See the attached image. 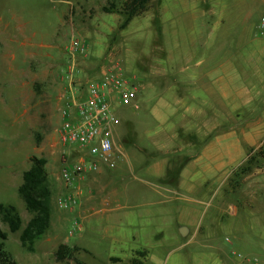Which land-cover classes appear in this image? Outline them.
<instances>
[{
  "label": "rangeland",
  "instance_id": "rangeland-1",
  "mask_svg": "<svg viewBox=\"0 0 264 264\" xmlns=\"http://www.w3.org/2000/svg\"><path fill=\"white\" fill-rule=\"evenodd\" d=\"M109 1L117 9L124 2ZM185 2L187 5L180 7L181 1L150 0L140 14L121 27L124 16L102 11L106 0H0V204L14 206L22 221L14 233L1 220L0 228L6 233L4 249L16 264H264V121L255 123L257 118L247 120L249 127L230 130L232 145L225 144L220 136L229 130L217 129L211 135L202 130L203 150L217 136L219 160L217 175L206 178L203 191L196 194L199 200L191 204L196 211L192 223L199 230L192 239L178 236L174 207L180 206V201L169 204L163 225L154 211L147 219L133 213L132 221L139 232L136 240L115 244L102 234L96 219L94 228L83 226L69 235L71 224L58 226L54 220L53 229L58 227L55 234L49 227L34 242L31 252L20 244V233L30 215L17 188L22 173L29 168L28 158L41 157V150L56 135L63 106L57 95L67 86L69 77L84 84L101 79L108 68L118 66L124 75L146 80L156 68L161 69L163 57L179 58L189 52L195 60L208 52L216 55L218 48L216 56L220 59L239 41L248 40L241 44L243 52L262 42L256 26L264 15V0ZM202 22L207 32L200 35ZM73 44L84 47V51H72ZM22 83L25 85L20 93ZM113 109L120 121L121 136L126 134L127 122L136 133L132 144L123 147L124 152H153L156 148L149 139V124L154 125V121L145 107L115 104ZM142 122H148L146 131ZM258 124L262 126L257 128ZM66 150L71 152L69 147ZM58 168H63L61 162ZM120 178L139 190L132 197L135 211L159 207L145 204L154 198L139 181L148 178L144 172L126 170L117 180ZM181 197L171 194V198ZM55 210L52 204V216ZM182 219L193 221L191 216ZM61 242L79 247L72 259H55ZM246 249L250 254L243 251Z\"/></svg>",
  "mask_w": 264,
  "mask_h": 264
},
{
  "label": "crops",
  "instance_id": "crops-1",
  "mask_svg": "<svg viewBox=\"0 0 264 264\" xmlns=\"http://www.w3.org/2000/svg\"><path fill=\"white\" fill-rule=\"evenodd\" d=\"M175 1H181L180 7L187 5L186 2L182 3L183 0ZM202 25L200 35L207 32L205 24ZM243 42L247 44L248 40L239 41L237 47L225 51L220 59L216 56L219 55L218 48L216 55L208 52V55L195 60H192L188 52L179 58L163 57L161 69L156 68L146 80L142 76H133L140 87L137 101L145 107L154 121V125L149 124V130L152 131L149 139L156 148L151 153L139 149L143 152L126 154L123 147L132 144L131 140L136 133L132 123L127 122L126 134L121 136L119 121L113 136L115 147L120 151L117 167L113 170L101 169L97 173L84 172L85 174L65 183L61 178L62 168H58L60 155L65 149L57 142L56 135H52L48 146L41 150V157L46 160L45 169L51 190L50 230L55 234L58 229L57 226L55 229L52 227L54 220L58 226L60 223L72 226L76 222L80 231L83 226L94 228L96 219V225L102 234L108 235L115 244L136 240L139 232L132 221L133 213L144 219L156 213L163 225L167 222L169 204L181 201L180 206L174 207L178 220L175 222L176 228L180 230L178 236L182 239L197 236L199 230L192 223L196 220V211L194 212L191 204L199 200L196 194L203 191L206 178L217 175L219 160L216 151L217 136L203 150L202 130L206 131L205 135H211L217 129L229 130L220 136L225 144L232 145L234 140L231 129L238 126L249 127L251 124L247 120L253 118H257L255 123L264 121V40L253 44L244 52L241 49ZM199 45L202 48L205 46ZM221 48L227 47L221 45ZM16 75L23 77V74ZM24 85L22 83L18 87L20 93ZM57 96L60 100L69 97L67 87ZM250 114L254 116L248 118ZM141 126L146 131L148 122L146 125L142 122ZM261 126L258 124L256 127ZM126 170L128 173L141 170L147 175V179L139 181L153 193L150 197L154 200L145 204L159 207L135 211L136 204L132 197L139 190L136 191L133 184L125 183L122 178L117 180ZM171 194L182 197L171 198ZM185 194L192 197H184ZM64 195H70L76 201L70 209L57 205L58 197ZM52 204L56 208L54 216ZM186 216H191L193 221L183 220ZM69 235L72 234L69 232ZM60 244L77 247L70 246L67 242L58 245ZM243 251L250 254V249Z\"/></svg>",
  "mask_w": 264,
  "mask_h": 264
},
{
  "label": "built area",
  "instance_id": "built-area-1",
  "mask_svg": "<svg viewBox=\"0 0 264 264\" xmlns=\"http://www.w3.org/2000/svg\"><path fill=\"white\" fill-rule=\"evenodd\" d=\"M256 29L257 36L264 40V15L259 18ZM77 50L84 51V47L73 44L72 51ZM116 67L108 68L101 79L84 84L70 77L67 80L70 96L63 99L60 125L55 129L58 142L65 149L60 155L61 178L65 183L84 172L97 173L116 167L120 151L115 147L113 136L119 119L114 105L138 109L136 80ZM68 147L71 152L66 150ZM75 204L70 195L57 199V205L63 209ZM78 230L79 225L74 222L70 234Z\"/></svg>",
  "mask_w": 264,
  "mask_h": 264
},
{
  "label": "trees",
  "instance_id": "trees-1",
  "mask_svg": "<svg viewBox=\"0 0 264 264\" xmlns=\"http://www.w3.org/2000/svg\"><path fill=\"white\" fill-rule=\"evenodd\" d=\"M149 2L150 0H124L120 9H117L114 2L106 0V5L102 6V11L104 13L117 12L124 16L121 25L124 27L133 16L141 13ZM28 160L29 168L22 173V182L17 188V194L26 212L30 215L20 233L19 240L21 246L31 252L34 242L42 237L50 227L51 190L47 181L46 160L34 155L30 156ZM0 220L8 227L9 232L14 233L21 227V218L12 205L0 204ZM5 239L6 233L0 228V264H16L11 255L4 249L3 241ZM77 250V247L71 248L66 244H60L54 252V257L59 262L72 259L73 252ZM110 260L119 261L115 258Z\"/></svg>",
  "mask_w": 264,
  "mask_h": 264
}]
</instances>
